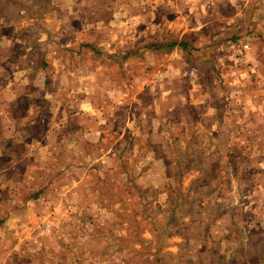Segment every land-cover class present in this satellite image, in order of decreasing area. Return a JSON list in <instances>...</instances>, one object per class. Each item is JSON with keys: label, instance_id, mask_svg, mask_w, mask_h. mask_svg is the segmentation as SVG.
Listing matches in <instances>:
<instances>
[{"label": "rangeland", "instance_id": "374dc122", "mask_svg": "<svg viewBox=\"0 0 264 264\" xmlns=\"http://www.w3.org/2000/svg\"><path fill=\"white\" fill-rule=\"evenodd\" d=\"M241 3L234 8L225 0H0V20H16L21 5L48 17L30 27L33 37L27 41L3 40V62L25 66L21 53L32 54L26 58L45 67L42 77L51 83L59 75L68 95L69 87L81 84L78 76L84 80L87 74L75 92L92 94L86 99L95 104L110 94L95 96L90 84L97 81L101 93L110 91V75L138 116L134 97L148 105L153 91L165 95L159 114L148 108L145 117L162 122L164 160H154L146 139L139 144L132 138L124 155L116 152L117 166L65 171L50 194L64 190L72 196L53 199L50 209L23 200L14 205L25 209L0 227V264H264V0ZM235 9L236 21L221 19L234 16ZM44 29L46 38L38 39ZM235 37L237 42L230 40ZM81 39L83 45L96 40L103 55L85 46L75 56L66 51ZM183 39L192 48L170 49L169 43ZM153 44H163L162 51ZM245 44L247 60L241 63L236 52ZM109 48L139 54L108 61ZM168 67L175 69L174 80H152ZM192 84L219 110L171 99L175 89L187 98ZM219 114L227 118L219 121ZM119 127L104 129L103 148ZM138 158L150 162L145 174L134 165ZM136 186L145 189L146 202ZM30 208L45 214L44 223L27 214Z\"/></svg>", "mask_w": 264, "mask_h": 264}, {"label": "crops", "instance_id": "0c3cea01", "mask_svg": "<svg viewBox=\"0 0 264 264\" xmlns=\"http://www.w3.org/2000/svg\"><path fill=\"white\" fill-rule=\"evenodd\" d=\"M225 2L234 8L242 7L241 0H225ZM66 3L71 4L72 2ZM29 6L31 7V5ZM47 18V16L31 14L28 6L21 5L16 20L13 17L0 20V43L3 40L27 41L33 37L30 33V27L35 24L40 25V22H46ZM221 19L226 22L236 21L238 10H234V16L224 15ZM7 26L12 32L2 31ZM19 28L20 32L18 31ZM46 36L45 29L40 30L36 35L41 40H44ZM83 42L81 39L77 48L67 47L66 51L74 56L82 54L88 49L84 47ZM91 42L96 45V40ZM47 50L49 51V49ZM155 50L158 49L155 48ZM138 51L139 49L129 53L109 48L106 57L108 61L111 60L109 57L117 55L130 54V57H134L135 53L139 54ZM158 51L161 52L162 49ZM28 55L32 54L21 53V60L26 63L25 66H19L15 63L8 64V61L3 62L0 59V227L4 223L14 222L12 221L13 215L18 217L25 209H21L20 212L14 206L20 200L26 201L28 204L39 202L38 204L45 205L46 208L50 209L52 207L50 201L56 198L63 200L68 196L64 190L59 191L57 195L50 194L55 181L57 180L58 184L59 177H63L65 171L85 169L91 165L96 169H100L102 166L105 168L117 166L116 160H114L116 152L120 151L124 155L130 148V139L132 138H139V144H142V140L145 141L146 139L154 160H164L163 157L159 156L164 148L159 143L165 134L162 129V122L155 116L152 119L145 118L148 108L155 110L154 115L159 114L160 100L165 97L163 92L156 93L153 91V96L149 97L148 105L145 104L144 99L134 97L133 99L139 102L137 107L139 106L140 114L138 116L135 111L131 110L132 99H124L123 95H120L122 89H119L118 81L113 80L110 75H108L109 87H113L110 91L106 88V91L101 93L97 89V81H92L90 84L91 92L95 91V96L101 94L105 96L106 92L110 94L103 104H95V100L91 99L93 98L92 94L81 91L77 96L75 92L77 87H81L86 81L87 74H83L84 80L78 76L81 79L79 81L81 84L75 83L69 87L68 95L60 81L61 77L56 75L55 82L50 83L48 77L45 79L41 74L45 67L42 64L36 65L33 60L26 58ZM118 67L121 69L125 67L126 69L127 65L118 64ZM104 68L108 70L107 66ZM156 72L152 77L153 81L159 82L163 78L171 81L176 78L175 69L172 67ZM171 73L172 76H170ZM195 86L189 85L186 92L187 98L179 95L176 89L171 91L174 94L171 99L176 98V101L183 102L184 98L194 109L219 110L218 106L214 104L213 98L205 97L201 88ZM86 96L91 98L86 99ZM115 96L116 98H114ZM23 101L26 104L23 111L18 114ZM220 116L224 119L219 121L227 118L225 114ZM115 124H120V127L116 129L114 135L112 134L114 138L107 145L108 147L103 148L104 129ZM132 126L133 128H131ZM157 138H160V141H157ZM133 149L134 152L139 151L137 146H133ZM131 151L133 152V150ZM139 153L142 154L141 151ZM149 164L150 162L145 163L143 158H138L134 165L137 169L144 170L143 174H145L146 168L151 167ZM109 177L106 176L105 179ZM70 196L72 194L68 197ZM7 201H13L12 204L7 205L8 209L5 207ZM54 209L57 210V206ZM30 210L27 212L29 216L42 220L43 216L40 214L43 213L36 210L32 211L31 208ZM46 226L52 228L50 222H47ZM42 248H44V244Z\"/></svg>", "mask_w": 264, "mask_h": 264}, {"label": "trees", "instance_id": "16d2710c", "mask_svg": "<svg viewBox=\"0 0 264 264\" xmlns=\"http://www.w3.org/2000/svg\"><path fill=\"white\" fill-rule=\"evenodd\" d=\"M230 40H232L234 42H237L239 39L235 37V39L233 38V39H230ZM191 44H189V41L187 39H183V41H180L179 43H176V42L169 43V45L171 46L170 49L173 48V47H176V46H180L181 48H183L185 50L188 49V48H192ZM84 46L85 47H89L95 54H97L99 56L103 55V51H99L98 47L95 44H93V43H86V44H84ZM153 46H154V48H156L158 50L163 49V44L162 45H154L153 44ZM127 52L131 53V52H134V51H130L129 50ZM135 54H137V53H135ZM126 58H130V54H127V55L123 56L122 60H125ZM136 189H137L138 194L140 195L139 199L142 201V199L144 198L143 191L145 189H143L142 187H139V186H136ZM144 201L146 202V200H144Z\"/></svg>", "mask_w": 264, "mask_h": 264}, {"label": "built area", "instance_id": "2783aa9c", "mask_svg": "<svg viewBox=\"0 0 264 264\" xmlns=\"http://www.w3.org/2000/svg\"><path fill=\"white\" fill-rule=\"evenodd\" d=\"M248 48V45L245 44V45H242L240 50H237L236 52V55H237V58H238V61H240L241 63L242 62H245L247 60V57H246V50ZM195 72L194 71H191V75H194ZM50 229V227H48V230Z\"/></svg>", "mask_w": 264, "mask_h": 264}]
</instances>
